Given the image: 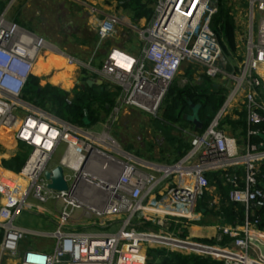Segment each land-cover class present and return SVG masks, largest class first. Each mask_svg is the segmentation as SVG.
I'll list each match as a JSON object with an SVG mask.
<instances>
[{"label":"built area","instance_id":"obj_1","mask_svg":"<svg viewBox=\"0 0 264 264\" xmlns=\"http://www.w3.org/2000/svg\"><path fill=\"white\" fill-rule=\"evenodd\" d=\"M154 1L151 19L145 25L130 26L142 43L138 54L113 45L98 69L88 68L117 88L114 114L125 105L155 114L167 86L185 62L197 63L205 75L220 78L223 85L229 86L218 111L203 129L193 134L184 155L171 164L138 158L120 148L105 132L97 137L24 101L21 95L25 83L46 52L58 51L68 63L81 62L42 36L7 20L5 12L0 14V129L11 131L16 140L30 148L18 172L26 186L8 196L5 193L0 205V264H6L1 262L3 257L15 260L11 264H146V249L155 247L206 256L224 264H264V255L253 254L252 248L258 247L249 241L252 237L264 242L257 216L249 213L252 208L264 207V187L258 186L257 178L259 165L264 161V144L250 140L252 135L264 133L259 129L264 122V0H246V10L239 14L235 53L241 59L231 70L225 67L226 56L211 27L217 11L215 1ZM91 11L98 12L95 8ZM119 22L113 14L96 16L93 24L98 40L112 37ZM242 45L244 51H240ZM240 116L245 120L243 151L240 141L221 126L226 118L239 120ZM60 144L65 148L58 164L68 181L67 190L49 188L44 176ZM96 145L104 146L100 149ZM96 155L100 161L95 160ZM99 164L104 171L102 176L86 171L88 165ZM110 164L118 169L107 180L104 177ZM207 171L219 172L223 184L229 186V201L245 205L244 218L231 222L220 215L216 224L219 236L214 243L166 232L165 213L192 220L199 211V199L214 191L215 186L205 176ZM81 179L101 191L99 204L86 203L74 194ZM28 197L40 203L49 199L62 202L54 231L30 230L13 224ZM74 209L89 212L90 224L102 226L117 221L118 227L112 232L70 230ZM134 219L154 226V232L137 230L132 225ZM27 236L50 237L54 246L50 251L32 246L20 251L19 245ZM223 236L231 240L221 244ZM165 239L176 244L166 243Z\"/></svg>","mask_w":264,"mask_h":264},{"label":"crops","instance_id":"obj_2","mask_svg":"<svg viewBox=\"0 0 264 264\" xmlns=\"http://www.w3.org/2000/svg\"><path fill=\"white\" fill-rule=\"evenodd\" d=\"M122 3L123 2L120 1L117 2L116 0H6V8L4 12L6 14L7 20L15 21L22 28L34 34L42 36L44 39H46V41L53 44L57 49H60L62 51V49L64 50L71 48V50L73 51L72 56L82 61H85L87 57H91L92 63L96 61V64H99L100 66L101 61L104 58L110 46L118 45L129 52L135 53L131 50L129 44H127L126 41L122 40V37L125 36L127 37V35L129 34L135 33L133 29L130 27L131 24L139 25V26L144 25L152 17L151 16L150 19H148V21H145V16L140 17L138 20H133V15L129 16L128 14L124 13L123 11L124 7L122 6ZM240 4L241 3H239V6ZM91 8L97 9L98 11L97 14L92 13ZM235 8L236 6H234V9ZM107 14L115 15L116 17L119 18L120 22L119 24H117L116 33L112 37L99 41L94 29V24H93L94 18L96 16L102 18L104 17V15ZM63 33H65V35ZM55 53H58V51ZM41 57H39L40 62L48 66V64L45 63L46 60L48 59V56L46 59H42ZM62 57L64 58L63 55ZM54 62L52 64L49 63L50 64L49 69L38 70L35 68L33 74L39 78L40 85H43L45 83H50L52 85L65 88L67 91H71L70 89L72 88V86H76V84L78 83V79H75L73 81L70 80L71 82L70 85L64 87L62 77L60 76L61 78L58 79L56 76L60 74H67L66 77L68 79V77H70L69 72L73 71L71 65L75 66V64L73 63L69 64L66 62V65L68 66L67 67L64 66L63 62L61 61L60 65L63 67H56L59 65V60ZM92 63L90 66L93 69H98V67L92 66ZM86 77L87 79L98 78V75L95 71L89 68L88 75ZM74 83L76 84L74 85ZM91 127H93V125H91ZM197 131L198 130L194 128V134ZM6 142L8 146H6ZM18 146H23L29 149L28 146L16 140L13 133H11L10 131L6 130L5 133L4 131L0 133V169L6 171V167H4L3 161L11 159V157H14L18 153H20L19 152L20 149L18 148ZM189 147H190V142L187 149L182 147L181 152L177 151V155L167 157L163 160V162L161 161L158 163L171 164L175 162L184 155V153L189 149ZM64 148L65 145L60 144L58 148L55 150V152L60 149L62 155L64 152ZM27 153H29V151ZM61 155L58 158V160L54 161L52 164L51 163L49 164V168H52L59 163V159L61 158ZM24 156L26 160L27 154H25ZM143 160L151 161L146 158H144ZM152 162H156V161H152ZM86 171L97 176H102L104 174V171L101 168L100 164L97 165V167L94 166L91 167L88 165ZM20 179L23 180L20 177H14V178L11 177L8 178V181L12 182L13 184H17L20 182ZM4 180L6 181V177L4 178ZM23 182L24 184L22 185V187H25L26 186L25 180H23ZM81 184H82L81 187L75 186L74 194L76 193V195L79 198H81L84 202L89 203L90 197L88 195V192H85V190L89 191L90 189H94V187L91 185V183H89L85 179H81L78 181L77 185H81ZM2 188L4 189V191L1 192L0 190V205L3 202L4 195L6 193V187L5 188L2 187ZM207 194H208V198L201 200L202 198L201 197L199 199L198 202H200V200L205 202V207L199 209V211L196 212L197 214L194 219L188 220L185 217H177V216H172L170 213H165L167 216L166 217L167 221L166 224L163 226V229L166 232L176 234L178 236L186 237L188 239L202 241L205 243H212L210 242L211 240H214V242H216L219 236L218 235L219 231L216 228V224L218 221V217L220 215L224 216V210H225L224 207L227 206V202L226 203L222 202L223 198L221 194L218 192L216 186L214 187V191ZM239 204L243 205L245 208L244 204L242 203ZM61 207H62V202L59 200L49 199L46 202L40 203L33 197H28L25 207L20 209L17 212V214H19L21 211H28L36 215H42L47 220V223H44V226L46 227L53 226L54 228H56V220H57L56 217ZM249 213L250 215L251 213H254V209L252 208L251 211H249ZM17 214L15 215L14 218L17 217ZM91 218L92 216L89 215V212L85 211L84 209H74L70 222L73 225H77L78 227L70 230L87 231V232H97V231L110 232L107 230L111 229L112 232L115 231L116 228L118 227L117 221L102 226H96L95 224H90ZM13 224L30 230H36L42 232L53 231V230L48 231V230L29 228L23 226L22 224L14 223V219H13ZM144 224L149 225L147 224V222L145 221L143 222L142 220H137V219H134L132 222L133 227H135L137 230H139L138 228H140V231H146L148 227H151V226H145ZM32 237L34 239L40 238L37 236H32ZM25 239L24 242L21 241L19 245L20 251L29 246L45 250L44 249L45 247L42 246L41 244L33 243V242H32L33 244H31L29 243V241L27 243ZM260 243L264 244V242H260ZM257 247L258 249L255 247L252 248V251L254 252L253 254L257 255L259 252L262 253L258 245ZM148 249H152V248H148ZM147 253H146V257L148 260L149 257ZM262 254L264 255V253ZM14 261L15 260L9 257H3L1 259V262L6 264H11Z\"/></svg>","mask_w":264,"mask_h":264},{"label":"rangeland","instance_id":"obj_3","mask_svg":"<svg viewBox=\"0 0 264 264\" xmlns=\"http://www.w3.org/2000/svg\"><path fill=\"white\" fill-rule=\"evenodd\" d=\"M116 1L123 2L124 0H116ZM213 1H215L217 4V11L213 15V18L211 19L212 27H214V29L220 28L221 23L225 21L224 19L229 18L230 20H232L234 24V32H235L239 24V18H240L239 14H241L242 10L244 12L246 10V0H222L224 4V7H223L224 8L223 10L225 11L224 13L223 12L221 13V11H219V6L221 5L220 0H213ZM141 2L144 3L146 7H150L151 9L154 10V4H155L154 0H141ZM239 3H241L240 6H239ZM234 6H236L235 9H234ZM5 8H6V0H0V14L5 11ZM123 11L129 16L133 15L134 13L133 9L124 8ZM218 13H219V18H217ZM5 18H6V14H5ZM145 21H148L146 17H145ZM256 24H257V18L254 21L253 33H255L256 31ZM133 31L135 32L134 34H129L127 35V37L126 36L122 37V40L126 41V43L129 44V47L131 48L133 52H135V54H138L139 50L142 47V43L140 42V40H138L136 31L135 30ZM63 34L65 35V33ZM235 38H236V34H235ZM236 41H238V39ZM240 51H244V45L241 46ZM62 52L66 55L72 56L73 51L71 50V48H69V49H64V50L62 49ZM44 55L45 56L41 57L42 59L47 58L48 52H46ZM225 56L227 60L225 67L228 70L236 68V65L240 61L241 56L236 55V53H234L233 56L231 57L227 55ZM74 58L81 63L79 64L73 63L75 64V66L71 65L73 68V71L69 72L70 77H68V80H69L68 85H70L71 83L70 80L73 81L75 79H78V83L77 84L74 83V85L75 84L83 85L85 84V81L87 79L86 76L88 75V70H89L88 66L91 65L92 58L87 57L85 61L79 60L76 57ZM57 60H59V65L57 64L58 66L56 67H63L60 65L61 61L63 62L64 66H67L66 65L67 61L66 59L62 57V54L53 52L50 54V56H48V59L45 62L48 64V66L42 64L40 60L37 61V64H35L33 67L32 75H34L33 72L35 71L36 65H37L36 69L38 70L49 69V65ZM92 66L99 68V64H96V61L92 63ZM66 75L67 74H60L56 77L58 79L62 77V81H65L67 78ZM103 84H107L110 86L109 89L111 90L112 97L114 99V102L110 106V108L107 111H105L101 103L95 102L92 104V108L98 114V117H97V120L94 121V123L92 124L93 127L89 126L91 127L89 128L85 126H79L73 123L72 124L81 128L82 130L87 129L88 131H90L97 137H99L103 132H105L107 136L110 139H112L113 142L118 144L119 147L122 148L123 150L128 151L129 153H131L132 155H135L138 158L139 157L143 159L146 158L148 160L156 161V162H161V161L163 162L165 158L173 156V155H177L178 147L184 144L188 146L190 139L192 138L194 134V128L189 122H170L164 119L163 117L164 99L170 88L184 87L185 85H193V86H196L198 90H203L205 92H212L216 89L221 90V88H223L225 89V90H222V95H224V98H226V96L229 93V90H228L229 86L227 87V85H223V82L222 80H220V78H210L204 74L202 67L198 65L197 63L185 62L181 65L180 71L177 74V76L167 86L166 92L155 114L152 115L140 108H137L135 106H130V105H125L121 107L119 112L114 114L112 112V109L115 105V102L117 101V96H118L117 91L118 90L116 89L114 85L108 82L103 81ZM68 85L64 84L63 86L67 87ZM74 87L75 86H72V88L70 89L71 91H68V92L69 93L72 92ZM61 89L66 90L65 88H61ZM21 112H24V111H21ZM192 114H193L192 112L188 114L189 118H191ZM242 118L243 116H240V119ZM231 121H237V119L236 120L234 119ZM223 123L224 124H222L221 126L226 131L234 135L240 141L239 147H240V150L243 151L242 148H243L244 134H240V131H243L244 127L239 125V126H236V128L234 129L229 123H227V121H224ZM90 141H93V140L90 139ZM6 146H8L7 142H6ZM102 146L96 145V147H99L100 149L101 148L103 149ZM18 148L20 149L19 151L20 153L21 152L24 153L23 155L25 154L28 155L27 152L30 151V148L27 149L26 147H23V146H18ZM60 155H61V150L59 149L54 153L53 157H51L49 164L50 163L52 164L54 161L58 160ZM95 160L100 161V158L96 155ZM117 169L118 168L116 165L110 164L109 170L106 173L104 178L107 180L112 179ZM6 170L15 174L16 177L19 176L18 174L19 171H14L8 168H6ZM4 178H3L2 173H0V190L2 192L4 191L2 187L4 188L6 187V196L18 190L19 187H22L19 185V183L13 184L12 182L8 180L5 181ZM8 178H11V177H8ZM81 186L82 184L78 185L77 187H81ZM85 192H88V194L92 193L93 196L95 195L93 199L90 198L91 203L95 205L100 203L101 198L103 196L100 190L96 191L94 189H90L89 191L85 190ZM14 223L22 224L23 226L34 228V229H41V230H48V231L55 230L53 226L52 227L44 226V223H47V220L45 217H43L42 215H36V214L30 213L28 211H21L19 214H17V217L14 218ZM145 226H150V225H145ZM76 227L78 226L72 225V227H70L69 229H73ZM138 229L140 230V228ZM147 230L154 232V227L153 226L148 227ZM107 231L111 232V229ZM25 241L27 243L29 241V243L31 244L39 243L45 247L44 248L45 250H48V251L51 250L54 246V240L50 237H40V238L34 239L32 236H27ZM146 250L148 251L147 253L149 257L148 259L153 258V256L155 255L154 252L153 253L149 252L150 249H146ZM169 251H172V250H169Z\"/></svg>","mask_w":264,"mask_h":264},{"label":"trees","instance_id":"obj_4","mask_svg":"<svg viewBox=\"0 0 264 264\" xmlns=\"http://www.w3.org/2000/svg\"><path fill=\"white\" fill-rule=\"evenodd\" d=\"M220 4L219 11L224 13V4L222 0H220ZM122 6L126 9L134 10L133 20H138L140 17L144 16L150 19L153 13V9L146 7L141 0H124ZM217 18H219V13ZM224 20L220 28L214 29L212 24L211 27L219 40L223 54L231 57L236 50L234 24L229 18H225ZM63 82V85L69 84L67 78ZM109 87L110 86L107 84H93L89 86L85 83L83 85H76L72 92L69 93L50 83L40 85L39 78L31 74L25 83L21 98L58 118L79 126L89 127L98 117V114L92 108L93 103H101L105 111L113 104L114 99ZM222 90L225 89L221 88V90L216 89L212 92H205L203 90H198L196 86L193 85L172 87L169 89L164 99L163 117L170 122H189L193 126L192 122L184 118V115L193 111L191 104H194V106L197 107V115L202 122L201 128H196V130L200 131L209 123L223 103L225 98L224 95H222ZM228 120L230 119H225L234 129L239 125L244 127V117L237 121ZM259 129L264 130V122L259 125ZM3 131L5 133L6 130L2 129L0 133ZM240 134H244V132L240 131ZM250 140L252 143L257 144L262 142L264 144V139H262L259 134L252 135ZM182 147L187 149L188 146L184 144L178 147L179 152H181ZM24 161L25 156L22 153H18L14 157H11V159L4 160L3 165L8 169L19 171ZM0 170L2 171L3 178L6 177V180H8V177H16L12 172ZM205 176L210 184L217 187L218 192L223 198L222 202H227V206L224 207L225 210L223 209L225 219L231 222L235 219L242 220L244 218L245 208L239 203L228 200L229 186L223 184L219 172L207 171ZM257 177L259 180L258 186L263 187L264 161L259 165ZM22 184H24V182L20 179L19 185L22 186ZM205 198H208L207 192L203 194L201 200ZM201 200L197 204L198 210L205 207V202ZM254 213L258 218V229L264 231V207L254 209ZM1 237L2 231L0 230V239ZM230 240L228 236H223L220 243L225 244ZM210 242L213 243L214 240ZM149 252H154L155 255L153 258L148 259L146 264H224L222 261L213 260L206 256L195 254L185 255L166 249H150Z\"/></svg>","mask_w":264,"mask_h":264},{"label":"water","instance_id":"obj_5","mask_svg":"<svg viewBox=\"0 0 264 264\" xmlns=\"http://www.w3.org/2000/svg\"><path fill=\"white\" fill-rule=\"evenodd\" d=\"M85 83L89 86L93 84H103V80L101 78H89L86 79ZM191 107L193 108L192 116L189 118V115H184V118L192 122L194 128H201L202 122L199 119L197 115V107L194 106V104H191ZM259 136L264 139V133H260ZM44 176L48 180L47 186L49 188L55 189V190H67L69 188L68 181L66 180V177L63 172V168L60 164L55 165L54 167L50 169H46L44 171ZM249 241L255 243L259 246L261 249V252L264 253V244L258 242L252 237H249Z\"/></svg>","mask_w":264,"mask_h":264},{"label":"bare ground","instance_id":"obj_6","mask_svg":"<svg viewBox=\"0 0 264 264\" xmlns=\"http://www.w3.org/2000/svg\"><path fill=\"white\" fill-rule=\"evenodd\" d=\"M56 52H57V51H56ZM48 53H49L48 56H50V54L53 53V52H48ZM36 67H37V66H36ZM36 67H35V68H36ZM55 76H56V75H55ZM2 129H3V128H1L0 131H2ZM5 130H6V129H5ZM103 139H104V136H102V139H101V140H103ZM260 236H261L262 239H264V234H260ZM162 240H163V239H162ZM164 241H165L166 243L176 244V243H175L174 241H172V240H166V239H165Z\"/></svg>","mask_w":264,"mask_h":264}]
</instances>
